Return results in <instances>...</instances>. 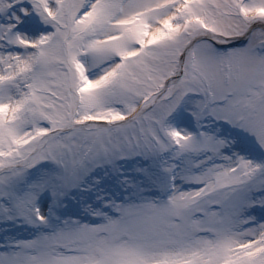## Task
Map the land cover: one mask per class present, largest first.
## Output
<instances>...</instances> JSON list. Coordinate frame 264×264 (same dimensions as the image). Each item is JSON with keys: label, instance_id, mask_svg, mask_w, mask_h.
I'll return each mask as SVG.
<instances>
[{"label": "snow or ice", "instance_id": "obj_1", "mask_svg": "<svg viewBox=\"0 0 264 264\" xmlns=\"http://www.w3.org/2000/svg\"><path fill=\"white\" fill-rule=\"evenodd\" d=\"M0 264H264V0H0Z\"/></svg>", "mask_w": 264, "mask_h": 264}]
</instances>
